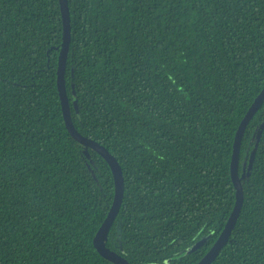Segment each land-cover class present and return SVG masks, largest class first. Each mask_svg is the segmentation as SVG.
Masks as SVG:
<instances>
[{
    "label": "trees",
    "instance_id": "obj_1",
    "mask_svg": "<svg viewBox=\"0 0 264 264\" xmlns=\"http://www.w3.org/2000/svg\"><path fill=\"white\" fill-rule=\"evenodd\" d=\"M69 6L72 118L125 178L106 244L131 264H196L236 202L233 143L264 87V0ZM62 40L59 0H0V264H115L93 242L114 175L66 127ZM239 174L244 204L212 264H264V102Z\"/></svg>",
    "mask_w": 264,
    "mask_h": 264
},
{
    "label": "water",
    "instance_id": "obj_2",
    "mask_svg": "<svg viewBox=\"0 0 264 264\" xmlns=\"http://www.w3.org/2000/svg\"><path fill=\"white\" fill-rule=\"evenodd\" d=\"M62 21H63V40L59 53L58 59V67H57V88L61 100L63 116L65 119L66 127L71 133V135L80 143L92 148L101 154L106 161L109 163L115 182V194L113 198L112 205L108 211L107 216L104 221L100 225L96 235L94 236V246L98 250V252L109 261L115 264H131L127 258L118 253L116 250L110 248L106 244L108 233L114 224V221L121 209L124 194H125V178L121 164L114 154H112L109 149L101 144L99 141L85 136L82 134L75 126L71 109H70V100L67 92L66 85V62L67 56L70 48L71 42V16H70V6L69 0H59ZM264 102V87L260 91V93L256 96L244 117L242 118L233 143V153L231 159V179L233 181L234 187L236 189V202L234 208L225 224L224 229L220 233L219 237L210 247V249L206 252V254L196 263V264H212L213 261L217 258V256L222 251L223 247L228 243L230 236L233 232V229L236 226L238 218L240 216L243 204H244V191L242 186V181L239 174V159H240V150L242 145V139L245 134V131L257 113L259 108ZM74 104L78 108V101L76 99V94L74 93ZM199 245L201 242H198ZM198 245V246H199ZM197 247H191L187 250L193 251Z\"/></svg>",
    "mask_w": 264,
    "mask_h": 264
},
{
    "label": "rangeland",
    "instance_id": "obj_3",
    "mask_svg": "<svg viewBox=\"0 0 264 264\" xmlns=\"http://www.w3.org/2000/svg\"><path fill=\"white\" fill-rule=\"evenodd\" d=\"M198 245H199V243L197 242V243L194 244V247H197Z\"/></svg>",
    "mask_w": 264,
    "mask_h": 264
}]
</instances>
